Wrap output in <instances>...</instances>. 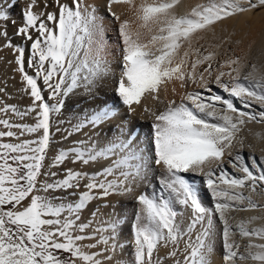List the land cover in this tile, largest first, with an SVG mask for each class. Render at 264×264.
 Returning a JSON list of instances; mask_svg holds the SVG:
<instances>
[{
    "label": "snow or ice",
    "instance_id": "1",
    "mask_svg": "<svg viewBox=\"0 0 264 264\" xmlns=\"http://www.w3.org/2000/svg\"><path fill=\"white\" fill-rule=\"evenodd\" d=\"M117 3L133 8L140 21L135 32L127 19L119 25L122 65L116 93L129 112H135L132 106L139 104L146 93L156 94L155 98L159 99L162 85L174 78L186 79L189 73L183 66L189 52L183 53L185 59L177 62L175 58L185 42L190 44L193 34L250 8L264 6V0L255 3L248 0V7L240 0H208L178 15L174 9L180 0L141 3L138 7L135 0H108V11L116 20H120V16L112 12L111 6ZM18 4L19 0L0 3V21L15 25L10 11ZM53 4L58 11L46 14L33 11L36 0H28L27 6L21 8L22 24L16 34L32 41L28 64L35 69V75L25 71V48L12 45L7 29H0L5 46L15 47L18 53L17 70L27 85L24 91L33 101L24 112L9 105L0 108V112L10 110L21 117L29 112L36 113L34 125L15 127L21 129L20 135L42 132L35 140L0 144V149H4L0 152V264H77V261L81 264H121L126 245L120 240L122 220L115 206L111 205L113 211L107 220L100 218L97 222L99 207L91 213L93 219L89 222L81 218L82 211L91 202L105 201L112 195L131 196L141 206L135 215L134 247L129 264H163L164 260H170L171 264H212L217 235L222 240L224 264L249 260L264 264V243L256 242L264 241V226L249 227L264 217L253 216L233 225L229 216L233 211L264 209V205H259L251 196L257 188L264 192V156L259 157L258 162L251 154L246 157L238 152L233 156L231 151L241 126L251 121H264V110L242 111L233 99L212 95L205 102L199 92L188 93L190 105L184 102L176 105L172 101L163 112L154 114L156 122L152 125L151 141L154 159H151L136 143L134 129L126 130L123 125L119 128L120 135L114 139L103 144L93 139L103 131V125L117 115L115 110L99 106L72 125L64 139L86 128L93 136L86 141H76L71 148L61 149L50 165L59 168L71 159L74 163L96 164L97 169L89 173L66 168L61 179L50 182L40 179L41 176L58 175L56 171L42 172L52 142L53 114H59L65 107V99L77 94L78 89H83L88 100L98 101L101 81L110 72L103 20L96 14L95 7L85 5L84 0L64 3L53 0ZM141 29L150 34L146 42L141 39ZM31 30L35 31V37ZM195 51L198 58L191 64L193 82L196 67L212 61L215 56L213 52L201 54L199 48ZM220 67L230 70L219 71L215 75L216 84L241 101L244 108L256 104L264 109V75H257L255 64L243 77L238 56L225 60ZM211 68L209 63L205 71ZM225 76L229 77L226 81L223 80ZM39 79L50 89L49 98L55 103L45 101ZM199 79L204 80L203 73ZM217 102L223 108H217ZM0 125L13 127L6 119H0ZM3 136L13 137L16 133L0 132V137ZM239 145L241 149L244 147L243 140ZM225 155L228 160L224 159ZM246 158L251 160V165ZM153 163L163 169L160 183L169 190L167 199L151 198L136 191L147 181ZM225 164L243 175L229 173ZM252 167L256 168L255 173ZM181 173H199L207 177V188L216 198L214 207L205 206L194 185ZM81 188L84 190L80 191ZM245 189L249 194H245ZM68 197L76 199L69 201ZM25 200L28 203L22 205ZM175 203L190 210L187 219L183 212L174 209ZM7 205L12 208L5 210ZM103 207L108 208L110 204L105 203ZM217 219L222 225L219 229ZM236 231L248 238L243 252L233 239ZM84 240L95 243L84 245L81 243ZM98 245H103L98 252L85 250ZM161 249H167L163 257ZM57 253L69 255L62 257ZM100 256L103 259L98 258Z\"/></svg>",
    "mask_w": 264,
    "mask_h": 264
},
{
    "label": "bare ground",
    "instance_id": "2",
    "mask_svg": "<svg viewBox=\"0 0 264 264\" xmlns=\"http://www.w3.org/2000/svg\"><path fill=\"white\" fill-rule=\"evenodd\" d=\"M68 2V0H61V3ZM159 0H135V5L138 7L141 3H158ZM208 0H180V3L176 6L174 11L178 15H184L191 11V8L196 4L207 3ZM257 2V0H253ZM0 3H6V0H0ZM240 3L248 7V0H240ZM28 0H19L17 7L10 11V16L16 21L13 25L10 22L0 21V29L6 28L8 33V39L14 46L25 48V71L29 75H35V69L29 67L28 61L31 55L30 45L32 41L26 39L25 36L17 35V29L22 24L20 19L21 8L26 7ZM85 5L94 6L96 14L102 18L104 25V38L107 44V58L109 61L110 72L101 81L98 89L100 99L98 101H90L83 94V89H78L77 94L70 95L65 99V107L59 114H53L52 116V142L48 149V156L42 169L45 171H56L58 175L56 177L41 176V180L61 179L64 175V169L73 168L74 170L93 172L97 169L96 164L84 165L82 163H74L71 159L65 161L59 168L50 167L52 160L56 153L61 149H68L74 146V143L79 140H87L89 136H93V133L89 129H83L79 133H73L68 136L67 139L64 137L68 131H71V126L82 120L86 115L91 114L97 110L99 106H107L110 109L116 111L117 115L109 122L103 125V131L99 132L98 135H94L93 139L98 144H103L107 140L114 139L120 135L119 128L121 125L128 130L134 129L137 137L136 143H138L144 154L154 159V144L152 136L154 129L152 125L156 122L154 114L163 112L170 104L175 101L176 105L181 102L191 104L187 100V94L193 92H199L207 102V98L212 95H220L224 98L234 100V104L242 111H255L259 112L261 109L259 105L253 104L251 108L246 109L241 101L231 97L229 93L225 92L218 84L215 83V75L219 71H229L228 67L221 68L220 65L224 64V61L229 58L240 57L241 58V77L247 72L252 71L251 65L255 64L258 69L257 75H264V10L262 12H256L258 8H264V6H258L256 8H250L248 11L238 13L234 16L225 18L216 22L215 25L208 29L198 31L191 37L190 44L185 42L179 50L175 61L185 59L183 53L189 52V57L183 66V70L189 73L184 81L178 79H172L166 84L162 85L159 92V99L155 98L156 94L146 93L139 104H134L132 107L135 112H129L127 106H125L119 99L116 93L117 83L121 73L122 65V39L119 36V25L124 20L131 22L132 31H136L139 27L140 21L137 20L135 10L130 8L129 5L123 3L112 4L111 10L120 16V20H116L108 11V0H84ZM47 5V7H46ZM33 11L41 14H46L53 11H58V7L53 4V0H36V5ZM44 16L42 15V19ZM262 21H261V20ZM51 24V22H48ZM35 37V31L31 30ZM143 35L141 37L145 42L150 38V34L146 30L141 29ZM6 40L0 37V108L4 105L15 106L19 112L26 111L32 104V98L30 94L24 89L27 88L26 83L23 80V75L17 70L16 57L18 53L15 51V47H6ZM200 49L201 54L206 52H213L215 56L212 61H206L196 67L194 76L195 82L192 79L191 64L195 59L198 58L196 49ZM202 59V55L199 56ZM211 63L212 68L209 71H205L208 64ZM47 67V65H46ZM201 73L204 75V80L199 79ZM229 77L225 76L223 80H228ZM40 84L42 94L45 101L49 103H55V100L49 98L50 89L43 85L42 79L38 80ZM211 89V91H209ZM39 103V102H37ZM217 108H223V105L217 102ZM0 119H6L13 125L8 128L4 125H0V132L12 131L16 133V142L18 144L24 140L37 139L42 135V132L27 133L20 135L21 129L15 127V125H34L37 120L36 113L29 112L28 115L21 117L16 113L9 110L7 113L0 112ZM211 119V118H209ZM63 121V123H61ZM59 128L60 131H56ZM259 134V135H257ZM14 138V139H15ZM29 140V141H30ZM243 140L244 147L241 149L239 141ZM15 141V140H14ZM249 145L251 147H249ZM233 156L238 152L247 155L251 154L257 158L264 156V121L256 122L251 121L241 126V131L237 134L234 146L231 149ZM225 160L229 157L225 155ZM246 162L251 165V160L246 158ZM229 173H235L237 176H242L243 173L232 169L230 165L225 164L224 166ZM151 171L147 181L143 185L137 187V192H144L151 198L162 196L167 199L169 197V190L166 189L163 184L160 183L161 173L163 169L161 166H157L154 163L151 165ZM254 173L257 171L255 167H252ZM217 170V174H218ZM189 183L193 184L205 206L214 207L216 198L211 194V190L207 188L206 180L207 177L199 173H181ZM215 178V177H213ZM83 183V182H81ZM223 187V186H222ZM84 189L81 188L80 191ZM245 194H249V190L245 189ZM252 199L257 201L259 205H264V192L257 188V191L251 193ZM76 197H68L69 201L75 200ZM108 203L110 207L104 208L103 204ZM111 205L115 206V212L121 217L122 223L120 225L121 234L120 240L126 246L122 252L121 264H129L130 254L134 247L133 235L135 225V215L140 210V205L131 196H120L112 195L105 201H93L89 206L82 211L81 217L84 218L83 222H89L93 219L91 213L96 211L97 207L100 208L97 222L100 218L104 220L108 219L109 213L113 211ZM243 207V206H241ZM174 209L178 212H183L185 219L190 216L191 212L185 209L179 203H175ZM230 223L233 225L237 224L241 220H246L250 217H264V209L256 208L253 210L244 211H233L229 213ZM179 219V217H178ZM218 229L222 227L219 220L216 221ZM264 226V219H258L249 225L250 228ZM96 224H93V228ZM91 231V230H90ZM233 239L240 244V251H244V246L248 243V238L241 237L238 231L235 232ZM257 243H264V241L256 240ZM95 243L94 240H86L82 244L88 245ZM103 245H98L96 248H86V251L98 252ZM183 249V242L181 243V250ZM167 249H161L160 256L163 257ZM224 250L222 247V240L219 235L216 237L215 251L212 255V264H224L223 261ZM103 259V256L98 257ZM182 258V257H181ZM163 264H171L170 260H164ZM239 264H254L252 261H242Z\"/></svg>",
    "mask_w": 264,
    "mask_h": 264
},
{
    "label": "rangeland",
    "instance_id": "3",
    "mask_svg": "<svg viewBox=\"0 0 264 264\" xmlns=\"http://www.w3.org/2000/svg\"><path fill=\"white\" fill-rule=\"evenodd\" d=\"M262 10H264V8H258V10L256 11L257 13L258 12H262ZM264 19V16L262 15V20ZM261 20V19H260ZM261 20V21H262ZM15 137L13 136V137H8V136H3V137H0V144H13L14 142H16V138L14 139ZM15 140V141H14ZM28 140V139H27ZM30 140V139H29ZM31 140H34V139H31ZM30 140V141H31ZM13 155H15V153H13ZM47 156H48V151H47ZM46 159H47V157H46ZM45 162H46V160L44 161V165H45ZM41 179V178H40ZM23 183V182H22ZM28 203V200H25V201H23L22 202V204H27ZM9 208H12V205H8L7 206V208H6V210L7 209H9ZM82 218V221H84V218L83 217H81ZM85 241L86 240H84V241H82L81 243H85ZM58 255H61L62 257L63 256H68L69 254L68 253H57ZM77 264H81V262L80 261H77Z\"/></svg>",
    "mask_w": 264,
    "mask_h": 264
},
{
    "label": "crops",
    "instance_id": "4",
    "mask_svg": "<svg viewBox=\"0 0 264 264\" xmlns=\"http://www.w3.org/2000/svg\"><path fill=\"white\" fill-rule=\"evenodd\" d=\"M4 151V149H0V152ZM11 162V161H10ZM22 205H26V204H22ZM8 206V205H7ZM7 206H5V210L7 208Z\"/></svg>",
    "mask_w": 264,
    "mask_h": 264
}]
</instances>
